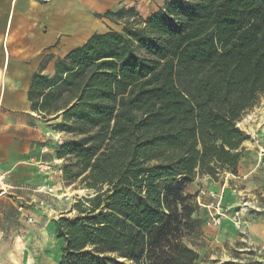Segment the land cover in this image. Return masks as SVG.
<instances>
[{
    "label": "trees",
    "instance_id": "trees-1",
    "mask_svg": "<svg viewBox=\"0 0 264 264\" xmlns=\"http://www.w3.org/2000/svg\"><path fill=\"white\" fill-rule=\"evenodd\" d=\"M97 16L121 28L91 34L28 90L68 135L52 146L63 179L91 192L51 222L57 264H202L205 212L187 187L237 172L238 122L264 97V0Z\"/></svg>",
    "mask_w": 264,
    "mask_h": 264
},
{
    "label": "crops",
    "instance_id": "crops-1",
    "mask_svg": "<svg viewBox=\"0 0 264 264\" xmlns=\"http://www.w3.org/2000/svg\"><path fill=\"white\" fill-rule=\"evenodd\" d=\"M163 2L0 0V202L15 206L34 203L24 210L44 215L45 222L60 212L48 206L50 202L59 204L62 197L58 190L61 159L56 158L52 146L66 135L53 128L57 120H46L33 108L28 98L33 76L52 75L57 58L81 45L91 34L109 30L102 28L112 22L97 14L133 7L146 15ZM255 110L257 123L245 131L249 137L242 143L236 174L225 172L217 179L198 177L187 187L189 193L205 189L220 194L227 214L243 200L252 205L241 214L240 230L227 216L218 226L203 224V252L206 260L215 264L242 263L232 251L245 249L254 251L255 262L264 264V165L258 153V148L264 147V107L256 106ZM50 187L52 192L48 193ZM200 200L208 202L209 197L204 195ZM47 226L52 232L51 222ZM201 248L195 246L198 253ZM13 261V253L4 251V242L0 241V264H14Z\"/></svg>",
    "mask_w": 264,
    "mask_h": 264
},
{
    "label": "rangeland",
    "instance_id": "rangeland-1",
    "mask_svg": "<svg viewBox=\"0 0 264 264\" xmlns=\"http://www.w3.org/2000/svg\"><path fill=\"white\" fill-rule=\"evenodd\" d=\"M120 28L121 24L109 23V25L104 26L102 29ZM256 106L264 107V97L260 99ZM256 106L246 112L238 122L242 130H249L251 126L254 127V124L257 123L256 116L258 113L255 110ZM248 115L251 117L248 118ZM64 134L66 135L65 138L68 137L66 133ZM62 163L63 160H61ZM222 174L218 177L222 176ZM58 186L59 193L62 196L59 201L60 203L50 202L48 204L47 201H44V203L48 204L49 207L57 208L60 212L48 217L47 222L43 219L44 215L32 214L29 211H25L28 209L26 207L32 206L34 203L25 204L22 202L21 204L17 203L15 206L9 205L7 202H0V215H2L0 217V241L4 242V251L13 253L15 258L14 264H39L42 260L45 261L49 257V254L53 256V258H50L53 259V264H57L61 244L56 240L53 231H50L47 224L65 214L76 199L85 197L91 193L89 190L83 188L79 181L68 184L63 177ZM72 213H67L66 215H71ZM203 224L208 226L205 222ZM195 241L198 246L202 247L199 252L201 263L215 264L206 260L207 256L203 252V246H205L206 242L200 236ZM232 254L238 259L240 258L242 262L254 263V251L252 250L245 249L242 252L232 251Z\"/></svg>",
    "mask_w": 264,
    "mask_h": 264
},
{
    "label": "built area",
    "instance_id": "built-area-1",
    "mask_svg": "<svg viewBox=\"0 0 264 264\" xmlns=\"http://www.w3.org/2000/svg\"><path fill=\"white\" fill-rule=\"evenodd\" d=\"M251 116L248 115V118ZM255 117V115H254ZM239 125V124H238ZM58 141V140H57ZM60 142V140H59ZM258 153L260 155V162L264 165V147L258 148ZM48 193L52 192V188L47 189ZM204 195L209 197L208 202H202L200 199ZM199 206L204 209L205 212V223L208 226H218L221 223L222 217H228L233 224V226L240 230L242 226L241 214L247 212L252 205L247 201L243 200L237 208H235L230 214H227L221 206V196L215 191H209L205 189H200L196 197ZM243 233V232H242ZM262 254V253H261ZM263 255V254H262Z\"/></svg>",
    "mask_w": 264,
    "mask_h": 264
},
{
    "label": "bare ground",
    "instance_id": "bare-ground-1",
    "mask_svg": "<svg viewBox=\"0 0 264 264\" xmlns=\"http://www.w3.org/2000/svg\"><path fill=\"white\" fill-rule=\"evenodd\" d=\"M51 257L53 258V256L49 254V257L46 258L45 261L42 260L39 264H53V261H52L53 259H50ZM29 264H34V263H29Z\"/></svg>",
    "mask_w": 264,
    "mask_h": 264
}]
</instances>
